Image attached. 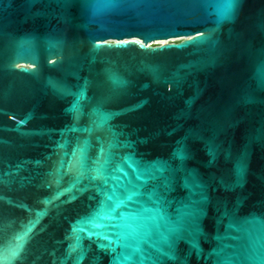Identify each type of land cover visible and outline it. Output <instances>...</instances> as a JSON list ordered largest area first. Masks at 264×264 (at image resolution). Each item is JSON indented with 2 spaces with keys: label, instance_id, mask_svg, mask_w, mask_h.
<instances>
[{
  "label": "water",
  "instance_id": "water-1",
  "mask_svg": "<svg viewBox=\"0 0 264 264\" xmlns=\"http://www.w3.org/2000/svg\"><path fill=\"white\" fill-rule=\"evenodd\" d=\"M0 264H264V0H0Z\"/></svg>",
  "mask_w": 264,
  "mask_h": 264
},
{
  "label": "rangeland",
  "instance_id": "rangeland-1",
  "mask_svg": "<svg viewBox=\"0 0 264 264\" xmlns=\"http://www.w3.org/2000/svg\"><path fill=\"white\" fill-rule=\"evenodd\" d=\"M168 41H176V40L172 38V39H168Z\"/></svg>",
  "mask_w": 264,
  "mask_h": 264
}]
</instances>
